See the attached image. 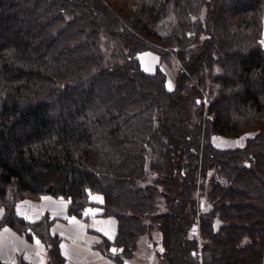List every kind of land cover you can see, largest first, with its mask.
I'll list each match as a JSON object with an SVG mask.
<instances>
[{
    "label": "trees",
    "instance_id": "obj_1",
    "mask_svg": "<svg viewBox=\"0 0 264 264\" xmlns=\"http://www.w3.org/2000/svg\"><path fill=\"white\" fill-rule=\"evenodd\" d=\"M263 33L264 0H0V228L64 264L53 220L17 203L83 217L95 193L119 263L147 238L142 264H264Z\"/></svg>",
    "mask_w": 264,
    "mask_h": 264
},
{
    "label": "crops",
    "instance_id": "obj_2",
    "mask_svg": "<svg viewBox=\"0 0 264 264\" xmlns=\"http://www.w3.org/2000/svg\"><path fill=\"white\" fill-rule=\"evenodd\" d=\"M139 58L143 69L147 72L155 71L160 61L157 54L152 55L148 65L143 64L142 54ZM96 197L99 199H95ZM90 200L97 206L86 207L83 217L69 214L68 199L49 194L43 195L39 200H20L17 204V213L30 221H37L45 214L49 215L53 220L52 233L61 238L60 247L66 259L64 264H133L131 261L119 263L99 249L98 245L104 237L110 240L115 239L118 220L114 216L102 214L100 205L103 202V196L101 194L90 195ZM111 252L115 254L118 249L113 246ZM20 254L33 264L47 263V249L39 238L34 236L33 239H28L25 234L5 226L0 231V260L13 263Z\"/></svg>",
    "mask_w": 264,
    "mask_h": 264
},
{
    "label": "rangeland",
    "instance_id": "obj_3",
    "mask_svg": "<svg viewBox=\"0 0 264 264\" xmlns=\"http://www.w3.org/2000/svg\"><path fill=\"white\" fill-rule=\"evenodd\" d=\"M262 41H263V45H264V33H263V38H262ZM154 53V54H153ZM140 54H142V62H143V64H145V65H148L149 63H148V60L149 61H151V57H152V55H155V54H157V53H155L154 51H143V52H140L139 54H138V56L140 55ZM158 55V54H157ZM148 57H150V58H148ZM158 58H159V55H158ZM140 59V58H139ZM171 66H169V65H167L166 66V70H167V73H168V75H169V86L170 87H172L173 86V76L177 73V71H178V69H179V66H180V63L178 62V60L177 59H175L174 57L172 58V62H171V64H170ZM154 72V71H153ZM214 142L216 143V144H218V145H220V146H224V147H234V146H238V145H241L242 143H243V141H244V139L243 138H228V137H224V136H214ZM95 194V193H94ZM92 195V194H91ZM56 197V196H55ZM41 198H42V196H41ZM40 198V199H41ZM25 199H31V200H39V199H33V198H25ZM19 202V201H18ZM201 206H202V204H203V207H205L207 204H206V200L204 199V198H202L201 199ZM18 204V203H17ZM95 206H97V204L95 205ZM2 213L0 212V215H1ZM45 215H48V214H45ZM44 215V216H45ZM43 216V217H44ZM49 216V215H48ZM42 217V218H43ZM41 218V219H42ZM50 218V217H49ZM51 219V218H50ZM40 220V219H39ZM38 221V220H37ZM6 226V225H5ZM5 226H3V227H1L0 228V231L5 227ZM12 228V227H11ZM15 230V229H14ZM196 230V228H194V231ZM16 231V230H15ZM16 232H18V231H16ZM19 233V232H18ZM20 234H22V233H20ZM35 237H37V236H35ZM37 238H39V237H37ZM40 239V238H39ZM41 240V239H40ZM145 240H146V244L144 245V244H142V240H140V247H139V251H138V253H137V255H136V258H135V261H134V263L133 264H142L141 262H143L144 260V256H147V253L149 252L150 254H151V245L150 244H148V239L147 238H145ZM41 242H43L42 240H41ZM44 243V242H43ZM44 245H45V247H46V249H47V256H48V258H47V263L49 262V260L52 258L51 257V255H50V251H49V249H48V247L46 246V244L44 243ZM138 254H139V256H138ZM0 261H2V262H4V263H7V264H21L22 263V261H26V262H29V261H27V260H25L24 259V257H23V255H17V257H16V259L14 260V262L13 263H10V262H7V261H3V260H0ZM46 263V264H47Z\"/></svg>",
    "mask_w": 264,
    "mask_h": 264
},
{
    "label": "snow or ice",
    "instance_id": "obj_4",
    "mask_svg": "<svg viewBox=\"0 0 264 264\" xmlns=\"http://www.w3.org/2000/svg\"><path fill=\"white\" fill-rule=\"evenodd\" d=\"M95 199H99L98 197H96ZM113 251H115V250H113Z\"/></svg>",
    "mask_w": 264,
    "mask_h": 264
}]
</instances>
